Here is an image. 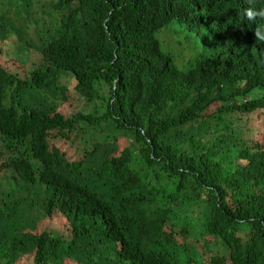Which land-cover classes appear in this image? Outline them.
Returning a JSON list of instances; mask_svg holds the SVG:
<instances>
[{
    "label": "trees",
    "instance_id": "trees-1",
    "mask_svg": "<svg viewBox=\"0 0 264 264\" xmlns=\"http://www.w3.org/2000/svg\"><path fill=\"white\" fill-rule=\"evenodd\" d=\"M51 3L35 42L41 0H0V41L43 60L0 64V264H264V0ZM70 79L92 109L66 117ZM57 216L70 238L38 232Z\"/></svg>",
    "mask_w": 264,
    "mask_h": 264
},
{
    "label": "rangeland",
    "instance_id": "rangeland-1",
    "mask_svg": "<svg viewBox=\"0 0 264 264\" xmlns=\"http://www.w3.org/2000/svg\"><path fill=\"white\" fill-rule=\"evenodd\" d=\"M50 1L51 0H41V4H37V6H35L33 16H31L29 20H25L19 23V26H23L28 31V37H30L29 39L35 42H40L42 40V36L45 37L46 32H43V29L48 28L49 22L51 20V13H54L52 3L50 4V6H48V3ZM6 5L7 7L2 8V14H7V16L13 18L14 21L21 20V17H19L16 13V8L12 7L10 4ZM178 25L180 24L174 23L173 27ZM19 42L20 39L18 38V36L12 37L7 42L0 41V64L5 65L6 67L15 66L19 71V75L26 77L35 67L40 66L43 60L41 55H39L38 53H34L32 56L26 57L27 62L19 61L21 57V46L18 44ZM164 48L172 50L174 47L171 44L165 43ZM184 62L179 60V65L181 66V64H184ZM12 69L14 68L12 67ZM69 87L71 89V99L67 104H64L65 106L62 109L63 115H65L66 117H71L82 111H90L92 108H88L86 106V100L76 92V83L74 80H69ZM217 105L218 103H215L214 107L209 112L217 107ZM259 119L260 116L257 113H254V115L251 117V121L248 122L249 128L254 130L257 134H260L262 132V125L259 122ZM52 143L65 149L69 156L75 161L80 160L84 154L82 146L77 139L71 141L54 139L52 140ZM37 230L39 233L45 231L55 234L59 233L60 236L62 235V237L64 236V238H70L71 236V229L69 228L66 219H58V216L54 218L44 219L37 226ZM197 230L198 228L194 229V235L189 238L190 241H194L197 238V236L195 235L196 232L200 233V230ZM22 264H33V260L31 257H27Z\"/></svg>",
    "mask_w": 264,
    "mask_h": 264
},
{
    "label": "clouds",
    "instance_id": "clouds-1",
    "mask_svg": "<svg viewBox=\"0 0 264 264\" xmlns=\"http://www.w3.org/2000/svg\"><path fill=\"white\" fill-rule=\"evenodd\" d=\"M248 2L251 3L252 0H248ZM244 14L247 19L254 21L258 16L264 17V9L256 10L253 7H249L245 9ZM254 35L257 41H264V25H258L254 32Z\"/></svg>",
    "mask_w": 264,
    "mask_h": 264
}]
</instances>
